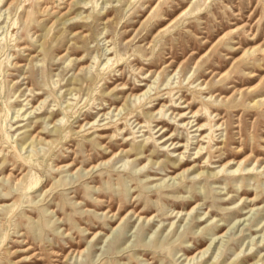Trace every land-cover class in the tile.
Listing matches in <instances>:
<instances>
[{
	"label": "rangeland",
	"instance_id": "374dc122",
	"mask_svg": "<svg viewBox=\"0 0 264 264\" xmlns=\"http://www.w3.org/2000/svg\"><path fill=\"white\" fill-rule=\"evenodd\" d=\"M249 263L264 0H0V264Z\"/></svg>",
	"mask_w": 264,
	"mask_h": 264
},
{
	"label": "bare ground",
	"instance_id": "6f19581e",
	"mask_svg": "<svg viewBox=\"0 0 264 264\" xmlns=\"http://www.w3.org/2000/svg\"><path fill=\"white\" fill-rule=\"evenodd\" d=\"M147 94H149V92H148V90H145V91H143L142 93H140L138 96L140 97V96H145V95H147ZM153 94H155V93H153ZM135 97L137 96V95H134ZM137 96V97H138ZM150 97V95L147 97V98H145V99H148ZM182 115H183V113H182ZM167 139H169V138H167ZM225 233V232H224ZM221 235H223V234H221ZM209 246V245H208ZM207 250H208V248H203L202 250H199L198 251V253H201V255H203V253H205V252H207ZM192 258H194V255L192 256ZM249 264H251V263H249Z\"/></svg>",
	"mask_w": 264,
	"mask_h": 264
}]
</instances>
